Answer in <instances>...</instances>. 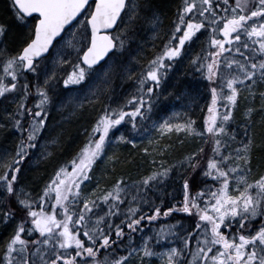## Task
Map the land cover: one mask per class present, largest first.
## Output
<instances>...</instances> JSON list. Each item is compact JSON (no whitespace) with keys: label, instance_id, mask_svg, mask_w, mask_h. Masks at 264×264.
Masks as SVG:
<instances>
[{"label":"snow or ice","instance_id":"snow-or-ice-1","mask_svg":"<svg viewBox=\"0 0 264 264\" xmlns=\"http://www.w3.org/2000/svg\"><path fill=\"white\" fill-rule=\"evenodd\" d=\"M223 6L224 17L213 10L220 9L221 3L182 0L165 38L158 35L159 20L152 9V0H10L11 16L27 29V35L16 51L0 43V100L5 104L3 114L7 118V123H0V127L14 128L19 134L15 151L0 155V223L17 219L4 244L0 264H58L59 261L63 264H128V257L133 253L139 257V264H145V257L157 256L161 264H264V174L248 179L253 153L264 150V139L258 141L251 131L252 107L245 109V126L249 130L237 142L238 147L221 151L226 143L221 136L228 132L225 122L233 117L239 85L249 90L248 98L252 99L253 85L257 79L264 81V59L256 60L253 55L254 52L264 56V0H236L234 5L223 0ZM205 20L207 24L203 22ZM145 21L153 25L161 47L146 63L142 62L138 76L132 73L128 77H136L138 87L135 91L122 103L103 105V111L91 122L90 129H86L88 135L83 146L67 164L54 171L36 197L40 204L37 209L33 206L35 201L20 184V161L40 145V137L48 128L47 118L54 106L64 109L71 105L68 115L79 120L84 116V106L92 103L91 94L95 93L92 85L109 71H122L129 63L126 56L131 60L138 59L133 53L142 52L140 33ZM202 28L212 29L206 42L210 41L209 46L215 51L206 52L203 57L194 56L191 67L202 72L206 69L205 74L212 81L218 76L217 66L223 65L219 83L229 92L225 94L222 88L210 85L211 103L207 105L202 129L195 126L192 117L174 123L171 116H166L159 122H152L158 130L157 139L174 130L189 136L207 133L205 138L212 141L211 155L205 157L201 147L179 162V169L186 172L183 177H178L183 183V200L172 201L167 207L155 202L149 204L143 197L129 193L122 180L117 179L102 195H85L81 201V181L89 179L94 163L98 158L103 159L113 139L110 130L121 122L130 124L132 131L142 127L141 121L151 119L150 114L156 107L154 100L158 101L161 94L182 98L177 85L168 90L163 85L182 59L186 42L199 39L197 34ZM8 29L9 24L0 21V38ZM217 31L223 34L222 38L217 37ZM244 35L255 38L253 44H249ZM226 43L240 54L243 62L235 57L221 59V54L227 51ZM241 49L248 50V54ZM102 58L107 61L104 67L98 63ZM60 65L69 67H58ZM232 65L235 70L230 67ZM245 81L249 83L244 85ZM61 93L65 95L61 96ZM259 95L262 101L259 107L264 109V89ZM95 99H100L98 93H95ZM218 99L227 102L223 112L218 111L221 107ZM9 102L14 105L11 110L6 106ZM62 134L63 129L49 133L43 146L45 155L49 154L47 146L59 143ZM229 135L235 139L233 133ZM114 140L136 143L124 134L115 136ZM205 159L206 166L202 163ZM197 169H201V177H210L212 183L193 193L189 177ZM173 170L172 165L161 166L142 177L134 187L138 193L143 192L145 187L166 181ZM53 192L54 200L51 199ZM124 194L130 195L127 207L119 203ZM13 198L21 211L19 217H16L18 209L12 204ZM141 199L149 208L147 214L138 203ZM201 200L206 203L202 204ZM46 201L51 202L52 212L45 211ZM73 203L75 208L70 207ZM57 205L63 210L62 219L58 218L60 209ZM174 211L195 214L196 219L186 227L182 219L175 220L168 228L162 225L160 230H154V238L142 235L139 245L132 242L131 235L142 231L143 220L151 223L158 216L168 217ZM120 214H124V219L116 223L112 217ZM125 225L130 230L127 245L121 239L125 236ZM177 225L182 232L179 246L170 244L166 250L157 252L159 242L165 241L169 233L175 235ZM81 232L82 236L78 235ZM32 236L35 239H31ZM193 239L195 247L191 246ZM102 251L103 254L98 255Z\"/></svg>","mask_w":264,"mask_h":264},{"label":"rangeland","instance_id":"rangeland-1","mask_svg":"<svg viewBox=\"0 0 264 264\" xmlns=\"http://www.w3.org/2000/svg\"><path fill=\"white\" fill-rule=\"evenodd\" d=\"M178 6L182 4V0H178ZM199 2V0H197ZM153 4V3H152ZM152 9H154L152 5ZM155 13L158 16L159 20V36L165 37L166 33H169L171 30V26L173 24L174 18L176 16L177 9L174 11L175 14L171 16V18H167V16L163 15L160 10L157 11V9H154ZM150 12L152 10H149ZM6 18L9 19L12 23V27L15 29H8L7 33L3 36V38H0V43L3 45H6L11 51H16L17 48L21 45V42L26 38L27 35V29L18 25L14 18L11 16V9L9 6L8 12L5 14ZM166 21H165V19ZM5 20V19H4ZM0 19V21H4ZM6 21H8L6 19ZM5 21V22H6ZM204 23H208L207 20L203 21ZM218 24V23H217ZM223 26V25H222ZM221 26V27H222ZM212 29L209 28L207 30H204L202 34L198 35L199 39H196L194 42L189 43L184 49H182V59L174 66V69L170 71L169 75L165 78V83L163 85V88L165 90H168L173 85H177V90L181 93L182 98H177L176 96H165L161 94L158 97V101L154 100V103L156 104V107L153 110V113L150 114L151 119L149 121H141L142 127L137 128L135 131H132L131 125L127 124L125 122H121L120 125H117L115 128L110 130V136L113 137L112 141L108 144L107 151L104 153L103 159L98 158L97 162L94 163V166L90 169V178L87 180L81 181L82 184V193H81V201L85 195H91L92 197H98L103 194V192H106L109 190V188L114 184L108 183L105 181L104 176L106 173L109 172L111 164L115 161L113 160V157L118 154L119 151H126L130 152L131 154H136L137 160L139 161L138 165V172L137 175L131 179L130 182L122 183L123 185L127 186L129 189V193L135 194L138 197H143V199L148 200L149 204H151V201L154 198H161L167 195H177V197L181 198L182 196V183L181 179H178V177H182L184 174V170L179 169L178 165L179 162L183 159H175L171 160L170 158L166 157V148H164V145L167 144V142H177L181 140H186L187 142H194L195 147L198 146L199 142L203 138V136H196V135H187L184 132L177 133L174 130L171 133H166L164 136L159 137L157 139L158 130L153 127L152 122L156 121L159 122L160 120L164 119L166 116H171L173 119V122L175 123L178 120L181 119H188L189 117L194 118L195 120V126L199 127L200 122V114L202 112V109L205 105L206 101V94H205V88H204V81L202 82V75H198L200 71H197L193 68L194 76L193 74H190L191 71V61L194 56H199V53H204V43L206 42V38L208 36V33L211 32ZM217 37L219 38V32L217 31ZM66 36H68V33H65ZM143 44L142 52L140 53H133L138 57L137 60H131L130 57H125L129 61L127 63L123 70L120 72L113 73L109 71L107 76L101 77L99 80H97L92 87L95 89V93H98L100 95V99H95V93L91 94V100L92 103H107V104H118L122 103L124 99L133 93L135 89L138 87L136 83V77L132 76V78H128L131 76L132 73H135L136 76L139 75L141 68L143 67V63H146L148 59H151L152 56L155 54L156 50L161 47L159 39L156 38L154 35V29L153 25L147 21L144 22V27L141 30L140 33ZM166 38V37H165ZM79 39V37H77ZM255 38L250 39V41H254ZM207 43H210V41H207ZM234 45H237L236 41H233ZM238 46V45H237ZM254 47H258V45H254ZM203 49V50H202ZM227 51L226 56L227 58L231 59L237 54L240 56L239 53H236L232 48L226 47ZM245 55L248 54V50L241 49ZM55 51V49H53ZM73 55H75V51H73ZM256 60L264 59V56H261L260 54L254 53ZM241 61L242 58L240 56ZM143 62V63H142ZM243 62V61H242ZM107 61L101 64V67L106 66ZM198 66V65H197ZM49 67L51 68V63L49 64ZM58 67H63L67 69L69 65H60ZM0 72H2V63H0ZM59 75V72L57 73ZM183 74V75H178ZM31 75V74H30ZM259 74L257 73V76ZM207 79V76L205 77V80ZM177 80L179 81L177 84ZM249 81H245L244 85H247ZM76 88H79V86H73ZM61 88H63V85L61 83ZM85 88H87V85H85ZM253 88L255 89V92L252 93V99H249V90L243 86L239 85V93L238 98L240 100L233 108V117L230 119L229 122H226L225 126L228 128V132H225L222 134H219L221 136L222 141H226L225 147L221 149L223 152H227L228 148L235 150L238 147V141L242 140L245 137L246 132L249 130L246 128V120L247 117L245 116V109L248 107L253 108L252 116H255L259 123H264V109H261L259 106L262 103L261 97L259 95V92L261 89H264V81H260L257 79L256 83L253 85ZM65 93H61V96H64ZM2 101V100H0ZM240 102V108L238 106ZM91 103V104H92ZM13 104L11 102L8 103V106H12ZM88 105L84 106V111L87 109ZM71 105H69L68 108L60 109L58 107H53L51 109L50 117L47 122L48 128L44 131V134L42 137H40V145H38L36 148L32 149V152H30V156L28 157L29 162L36 163V167L43 163L46 158H48L52 154V148L57 145H48L47 146V152L49 154H44V144L49 136V133L52 131H57L58 129H62L65 127L68 123L70 124V121L73 119V122H71L70 125H72L77 119L75 117L69 116L68 113L70 112ZM239 112L236 113L238 116L236 117L235 112L238 110ZM99 112V108L96 109ZM100 111L99 113H101ZM178 114V115H177ZM82 118V117H81ZM236 121L234 122V120ZM3 121L7 122L6 117H2L0 120V123H4ZM86 121V120H85ZM65 123V124H64ZM86 127V126H85ZM200 128V127H199ZM252 131V129H251ZM58 132V131H57ZM87 131L80 132L77 136H81L82 134L85 135ZM229 133H233L235 136V139H233L232 135H229ZM253 135L255 132H253ZM120 134H124L129 136L131 139H134L136 141L135 144L127 143L125 142H118L114 140V137ZM63 134L60 136L62 137ZM82 141V139H79ZM180 143V142H179ZM81 142L79 144V147L81 146ZM60 148V147H59ZM147 148L149 151H144V149ZM5 153H9V150H6L1 148L0 149V155H4ZM52 157V156H51ZM44 164V163H43ZM169 165L173 166V171L170 173V178L166 179L164 182H159L155 184L153 187H145L143 192H137V189L134 187V184L141 180L142 177L148 175L151 172L157 171L159 167H168ZM251 173L248 175V179H256L260 175L263 166L258 167L255 163V159H253L251 163ZM261 174H264L262 172ZM230 183H233L230 181ZM23 187V191L28 192L30 197L32 198L36 194L34 193V190L29 187ZM144 187V186H142ZM95 189V191H93ZM173 191H171V190ZM52 200L55 199V193L53 192L51 195ZM143 199L138 200V203L140 207L143 209V211L147 214L149 212V208L144 205ZM130 201V195L124 194V199L120 201L124 207H127ZM101 205H103L104 202H100ZM76 205L73 203V208H75ZM52 208V206L50 207ZM104 210L107 211V206H104ZM95 211V209H94ZM115 211V210H113ZM112 219L115 220L116 223H119L121 220L124 219V214H120L118 216H113ZM204 223V222H203ZM79 227V226H75ZM168 228V227H166ZM160 230V229H159ZM226 232H228V229H225ZM158 231V230H155ZM4 232V237L8 238L10 237L11 233L13 232V227H10L8 229L5 228V226H2L0 223V235ZM137 238L133 240L132 242L135 245H139L141 242L142 235H148L151 238H154V230H150L148 228H143L142 231L138 232ZM175 235L172 233H169L166 236L165 241H160V247L156 248L157 252L164 251L167 249V247L170 246V244H176L179 246V235L182 234L180 230V226L177 225L174 229ZM113 236H114V229H113ZM3 239V241L5 240ZM4 242L0 244V260H3V251L4 248ZM145 264H161L160 258L157 257H145L144 258ZM128 264H139V257L133 253L128 257Z\"/></svg>","mask_w":264,"mask_h":264},{"label":"trees","instance_id":"trees-1","mask_svg":"<svg viewBox=\"0 0 264 264\" xmlns=\"http://www.w3.org/2000/svg\"><path fill=\"white\" fill-rule=\"evenodd\" d=\"M258 2V0H257ZM152 5L154 7V9H157L161 11V13L165 16H167L168 20L169 18H171V16L173 14H175V10L178 7V0H152ZM213 3H221L222 7L220 9H213L214 11L218 12V14H220L222 17L225 16V12H224V6H223V0H213ZM236 3V0H229V4L230 5H234ZM9 6H10V1L9 0H0V19L6 21V19L8 21H6L9 24V29H15L14 27H12V23L11 21H9L8 18H6V13L9 10ZM228 12H231V9H228ZM210 15V13L208 14ZM164 18V17H163ZM165 19V18H164ZM256 19V18H253ZM166 21V19H165ZM216 23H218L220 26H222V22L221 21H217ZM206 24V23H205ZM209 29V28H208ZM204 30L206 29H200L198 32V35L202 34V32H204ZM244 39L248 41L249 44H253V41H250V39L244 35ZM189 43L191 42H186V45H189ZM210 43L205 42L204 43V53L200 52L199 56L203 57L205 55L206 52H210V51H215L214 47H210L209 46ZM184 47V48H185ZM224 56H226V53H222L221 54V59H224ZM235 58L239 59L240 56L237 54L236 56H234ZM208 59H211V57L209 56ZM199 66H197L198 68ZM218 76L216 79L210 81L208 78L205 80V77L207 76L205 74L206 69L202 72L200 71L198 75H202V82L204 81V88H205V94H206V103L202 109V112L200 114V122H199V127L200 129L203 128V123H204V115L207 114V105L209 103H211V87L212 86H217L222 88V91L227 94L229 92V90L226 88V86H222L219 81L221 79V76L219 75V71L223 70V65H218ZM232 67L233 70H235V65L230 66ZM191 73L193 74L192 77L194 76V72H193V68H191ZM30 75V74H29ZM224 84L226 85V80L224 81ZM240 97V96H238ZM240 100V98H238V101ZM29 103H31V99H29L28 101ZM217 103L219 105H221V107L218 109L219 112H223L224 108L223 105L226 104L227 102L224 100H220L218 99ZM103 105H107V103H103ZM103 105H101V103H95V104H91L88 105L86 108V110L84 111V116L82 118H80L79 120L75 121L72 125L71 122H73V119L70 121V124L68 123L65 127H63V136L60 137L59 139V143H57V145L55 147L52 148V154L46 158V160H44V164L40 163L37 167H36V163H31L28 160V157L30 156V152H32V150L29 152V155L27 157H25V159L23 161H20L21 164V168L22 170L19 172L20 175V184L21 186L24 187H29L31 189L34 190V193L36 194L35 196L32 197V199L35 201V204L33 205L34 207H36L37 209H39L40 204L39 201L36 200V197L43 191V188L45 186V184L47 183L48 179L54 174V171L59 168L61 165H65L67 164L68 161H70L77 153V151L83 146L86 137L88 135V132L85 135H81L80 137L77 136L80 132L85 131L86 129H90L91 127V122L98 116L100 111H103ZM8 107L9 110L12 109V106H8V104L6 105ZM239 108H240V102L238 104ZM5 107V104L3 101H0V120L2 117H4L3 114V108ZM97 108H99V112L96 110ZM240 109H238L236 113L239 112ZM236 117L238 116V114L235 115ZM50 117V115H49ZM49 117L47 118V122L49 120ZM253 119V124H252V131L255 132L254 136L255 138L259 141L261 139H264V123L261 122L259 123L257 118L255 116H252ZM86 120V121H85ZM236 121V119L234 120V122ZM5 124L7 123L6 121H3ZM65 124V123H64ZM226 124V122H225ZM86 126V127H85ZM61 129H58L57 131H60ZM87 131V130H86ZM219 136V134H217ZM208 134L205 133V135L203 136V138L201 139V141L199 142L198 146L195 147V143L194 142H187L186 140H179L177 142H172L169 141L167 142V148L165 152L166 157L170 158L171 160H179L183 157H185L186 155H188L190 152L196 151L198 148L203 147L204 148V153L203 155L205 157H207L208 155H211V148H212V141L211 139H206L205 137H207ZM19 139V134L16 132V130L14 128L11 127H0V149L3 148L6 150H9V153L14 152L15 151V144L16 141ZM79 139H82L79 140ZM80 142L82 143L81 146L79 147ZM180 142V143H179ZM60 147V148H59ZM198 155H200L198 153ZM52 156V157H51ZM253 159H255V163L256 165L259 167L263 166V169L261 171L264 172V150H257L253 153ZM113 160H115L109 169V172L106 173V175L104 176L105 181L108 183H115V181L117 179H121L122 183L125 182H130L131 179L133 177H135L138 172V165H139V161L137 160L136 154H131L130 152H126V151H119L118 154H116L113 157ZM202 163H204V165L206 166V159L205 161H202ZM94 166V165H93ZM69 171H71V166L69 165ZM188 171H191L190 169ZM200 172L201 169H197L195 172H193L192 176L189 177L190 181H191V191L193 193H197L199 191V189L204 186L205 184H210L212 183V180L210 177H201L200 176ZM260 173V174H261ZM186 175V172H184L183 176ZM182 176V177H183ZM181 183H182V179H181ZM171 190V189H170ZM173 191V190H171ZM52 199V198H51ZM183 200V183H182V196L181 198L177 197V195H167L161 198H154L152 202H155L157 204H161V207H167L170 206L172 201H177L180 202ZM202 204L206 203V201L201 200L200 201ZM46 208L45 211L47 212H52L53 209L50 208L51 207V202L50 201H46ZM67 203V202H66ZM12 204L17 207V212H16V217H19L21 215V211L19 210V205L16 204V200L15 198H13L12 200ZM70 207L73 208V204H70ZM57 209H60V206L57 205ZM58 218L62 219L63 218V210L60 209V215L58 216ZM178 219H182L183 220V224L184 226H188L193 224V222L195 221L196 217L195 214H185V213H181V212H176L174 211L173 213L169 214L168 217H164V216H158L157 219L155 221H152L151 223L148 220H143V228H148L150 230H159L161 229V226L163 225L165 228L169 227L173 224V222L175 220ZM206 223V222H204ZM17 224V219L14 217L12 219H10L7 223H1L2 226H5L6 229L13 227V230L15 228ZM223 228V225L221 226ZM124 231H125V236L122 237L121 239L124 241L125 245L128 244V239H129V232L130 230L127 229L126 225L124 227ZM224 231L226 232V230L224 229ZM139 231L132 233L131 235V239L132 241L135 240V238H137ZM230 234V233H229ZM23 235V234H22ZM36 235L38 236L39 233L37 232ZM78 235L82 236V232L78 233ZM4 232L1 233L0 235V244H2L3 242L5 243L7 240V238L4 239ZM26 240L29 239V236H25L24 237ZM31 239H35V236H32ZM86 239V238H85ZM191 246L195 247L196 246V241L193 239L191 241ZM62 251V250H61ZM103 251L101 253H98V255H102ZM58 264H63L62 261H59Z\"/></svg>","mask_w":264,"mask_h":264},{"label":"water","instance_id":"water-1","mask_svg":"<svg viewBox=\"0 0 264 264\" xmlns=\"http://www.w3.org/2000/svg\"><path fill=\"white\" fill-rule=\"evenodd\" d=\"M102 31H104V30H102ZM109 31H111V30H109ZM89 33H90V29H89ZM221 36L223 37V34L222 33H221ZM225 45H227V43ZM104 61H105V59L102 58V60L100 62H98V63H100V65H101Z\"/></svg>","mask_w":264,"mask_h":264},{"label":"flooded vegetation","instance_id":"flooded-vegetation-1","mask_svg":"<svg viewBox=\"0 0 264 264\" xmlns=\"http://www.w3.org/2000/svg\"><path fill=\"white\" fill-rule=\"evenodd\" d=\"M209 14V13H208Z\"/></svg>","mask_w":264,"mask_h":264}]
</instances>
